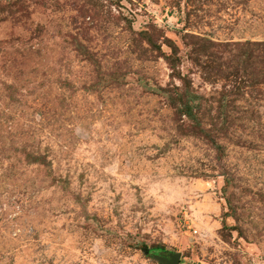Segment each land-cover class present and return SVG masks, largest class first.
<instances>
[{"label":"rangeland","instance_id":"obj_1","mask_svg":"<svg viewBox=\"0 0 264 264\" xmlns=\"http://www.w3.org/2000/svg\"><path fill=\"white\" fill-rule=\"evenodd\" d=\"M156 249L264 264V0H0V264Z\"/></svg>","mask_w":264,"mask_h":264},{"label":"water","instance_id":"obj_2","mask_svg":"<svg viewBox=\"0 0 264 264\" xmlns=\"http://www.w3.org/2000/svg\"><path fill=\"white\" fill-rule=\"evenodd\" d=\"M155 256L162 264H179L181 252H166L165 254H156Z\"/></svg>","mask_w":264,"mask_h":264},{"label":"flooded vegetation","instance_id":"obj_3","mask_svg":"<svg viewBox=\"0 0 264 264\" xmlns=\"http://www.w3.org/2000/svg\"><path fill=\"white\" fill-rule=\"evenodd\" d=\"M161 249H158V250H156V251H153L154 252V255H156V254H165L167 251H165V250H161Z\"/></svg>","mask_w":264,"mask_h":264},{"label":"trees","instance_id":"obj_4","mask_svg":"<svg viewBox=\"0 0 264 264\" xmlns=\"http://www.w3.org/2000/svg\"><path fill=\"white\" fill-rule=\"evenodd\" d=\"M156 250H158V249H156ZM156 250H154V251H156Z\"/></svg>","mask_w":264,"mask_h":264}]
</instances>
